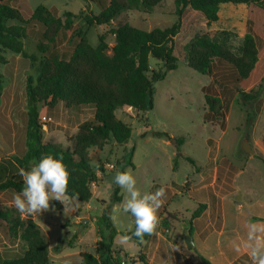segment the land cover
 <instances>
[{"label":"trees","instance_id":"16d2710c","mask_svg":"<svg viewBox=\"0 0 264 264\" xmlns=\"http://www.w3.org/2000/svg\"><path fill=\"white\" fill-rule=\"evenodd\" d=\"M19 1L0 0V98L4 95L2 68L10 62L7 55H19L30 61L32 71L26 76L27 103L23 118L25 153L21 157L12 156L5 162L0 161V191L20 192L23 181L18 174L19 168L28 170L33 161L52 155L63 159L70 173L68 194H78L79 204L90 202L93 186L102 184L107 175L104 162L100 157L94 159L92 150H100L109 143L123 147L131 138V126L118 119L116 112L122 108L138 112L152 110L155 84L178 68L175 38L181 31L186 13H197L210 24L219 20L220 8L228 4L246 5L252 14L264 12V0H175L178 21L172 27L146 31L125 23L111 29L115 36L112 47L105 41V35L99 37V44L94 47L86 32L75 27L76 18L83 19L88 26L111 27L113 21L127 12L150 13L165 0H91L99 7V13L78 16L71 12L59 15L57 8L44 5L32 10L25 2L22 8ZM31 35L37 41V51L29 54L26 41ZM179 56L193 71L216 76L224 86H231L237 94L235 104L246 113L247 127L254 126L261 112L259 101L264 97V82L257 88L250 87L254 84L253 77L260 61L257 38L250 27L238 52L208 37L198 36L187 49H180ZM151 59L158 63L159 69L151 68ZM205 100L214 118L223 116L226 109L219 97L206 94ZM60 105L92 111V117L79 125L71 150L53 141H45L42 111H54ZM0 130L7 135L1 126ZM152 136L172 140L164 132L153 131ZM177 143L178 146L182 144L181 141ZM132 148L129 157H124L120 165L127 161L134 168ZM256 156L263 159L260 153ZM188 160L195 164L192 159ZM236 169L233 165L232 170ZM120 202V187L116 185L111 202H102V213L96 217L99 240L95 252L67 256L63 258L64 262L121 264L123 257L134 259L123 250L114 248L118 231L111 218V209ZM55 205L62 209L58 202ZM165 208L163 203L157 215L162 218L165 229H169V220L174 219V215H166ZM204 209L205 205L199 204L191 215V225ZM0 231L8 240H19L23 244L19 254L1 260L0 264H51L49 241L33 219H22L12 210H0ZM193 231L192 227L190 235ZM131 234V238L139 243L150 236L145 235L141 241ZM139 259L146 262L142 254Z\"/></svg>","mask_w":264,"mask_h":264},{"label":"rangeland","instance_id":"374dc122","mask_svg":"<svg viewBox=\"0 0 264 264\" xmlns=\"http://www.w3.org/2000/svg\"><path fill=\"white\" fill-rule=\"evenodd\" d=\"M24 2L32 10L40 5L47 8L55 7L59 15L71 12L78 16L89 12L98 14L100 11L91 0H20V7L23 8ZM177 21L175 0H165L150 13L127 12L113 21L111 27L88 26L81 18L75 19V27L86 32L92 46L96 47L99 44V37L105 35V41L109 47H112L115 36L111 33V29L125 23L151 31L156 28L172 27ZM248 27L256 36L260 50V61L253 77L255 81L250 85L257 88L264 82V12L258 11L252 14L249 13L246 5L228 4L220 8L219 20L210 24L197 13L187 12L181 31L175 38V54L179 58L178 68L155 84L153 109L146 112H138L131 108L118 110L117 118L132 128L130 140L123 147L109 143L102 149L91 152L94 159L96 157L102 159L107 172L104 182L93 186L92 199L89 202L92 209H86L87 204H79L78 209L65 215L64 206L52 200L48 211L21 216L12 205L16 193L0 191V210H12L22 219L39 217L38 221L49 241L51 264H68L63 258L80 252H95L99 235L94 218L102 213L101 203H110L112 200L113 189L116 186L115 173L130 169L142 193L150 192L153 180L166 190L163 201L168 204L166 206L168 210L174 212V219L169 220L170 228L165 229L161 223L162 218L158 217V226L149 238L156 245L159 239L157 231H161L163 238L173 246V251L169 250V255L171 260H174L181 256L178 251L189 252L184 243L187 237L184 241L183 238L187 234L184 230H189L190 225L185 223L191 216L190 212L195 211L198 206L195 200L190 198L192 194L190 189L211 182L217 167L221 176L224 164L231 163L245 169L238 184H246L244 181L246 178H255L252 182L260 187L264 200V97L259 101L261 112L254 126L249 128L246 125V113L235 104L237 94L234 89L231 86L229 88L224 86L216 76H205L193 71L179 56L180 49H187L198 36L208 37L238 52ZM36 43L32 35L26 41L29 54L37 51ZM7 57L10 62L2 68L4 95L0 98V126L7 131L6 135L0 130L1 162L12 156L21 157L25 153L23 118L27 103L26 76L32 71L30 61L19 55L8 54ZM151 68L159 69L154 59H151ZM206 94L221 99L226 110L219 119L214 118L209 111L205 100ZM43 117L47 118V123L44 124L45 141H53L64 149L71 150L79 125L92 117V111L89 108L68 109L60 105L54 111L44 109L41 121ZM153 131L164 132L172 140L152 136ZM144 135L146 138H142ZM177 141H181L182 144L178 146ZM243 141L248 143L255 154L247 153L242 149ZM131 148L134 168L129 166L127 161L120 165L124 157H129ZM257 153L262 154L263 159L258 158ZM188 159H192L195 164ZM246 162H249V165H246ZM97 163L95 160V164ZM225 170L223 176H226V181L231 175L227 169ZM98 174L101 176L100 172ZM172 183L175 185L172 186ZM222 187L223 191H226L232 185H222ZM120 195L123 202L126 193L121 188ZM55 202L60 204L61 210L56 207ZM122 202L114 204L111 209V218L118 231L114 248L134 256L145 250V241L139 243L132 238L127 241L122 239L125 235L130 236L135 228L134 218L121 211ZM83 219H87L85 223ZM176 247L178 250H174ZM197 247L198 249L206 247L212 255L223 259L220 254H223L222 251L225 249L223 247V250H219L214 238L204 244L200 242ZM22 250L23 244L19 240L10 241L0 231V262L14 257ZM144 257L146 259L145 255ZM135 259L140 260L139 255ZM200 262L204 264L203 260ZM143 263L162 264L158 258L151 263L149 260Z\"/></svg>","mask_w":264,"mask_h":264},{"label":"crops","instance_id":"0c3cea01","mask_svg":"<svg viewBox=\"0 0 264 264\" xmlns=\"http://www.w3.org/2000/svg\"><path fill=\"white\" fill-rule=\"evenodd\" d=\"M233 165L234 164L231 163L224 164L222 167L224 170L221 172L222 176L217 167L215 176L211 182L202 186H193L194 188L190 189L192 193L190 198H193L198 206L199 204L205 205V209L200 217L192 220V225L190 224L191 216L188 222L185 223L190 225V229L192 227L194 229L191 235L194 243V246L191 248L192 250L186 247L189 252L182 253L178 251L181 256L171 260L169 250L173 251V246L168 240L163 238L164 235L161 234V231H157L159 239L156 245L153 244L150 240L151 238H149L144 243V251H140L137 255L129 256L135 258L142 254L146 256L147 262L149 260L151 263L158 258L162 264H201L200 260H203L204 264H252L249 255L250 249L244 246L247 242V225L249 222H258L264 225V200L261 195V190L259 189L260 187L255 186L252 182L255 178H246L244 179L246 184H238V180L244 175L246 170L237 166V172H235L232 170ZM246 165H249V162H246ZM225 169H227L231 175L226 178V181V176H223L226 171ZM155 181L156 180H153L150 192H155L161 187L159 184H156ZM228 184L232 185V187L223 191L222 185ZM174 185L175 184L172 183V186ZM175 196L177 195L175 194ZM163 203L166 206L168 205L164 201ZM86 209H92L89 203ZM193 212L194 211L190 212L191 215ZM173 213L174 212H170L167 207L165 208L166 215ZM38 218L39 217L34 216L32 219L41 227ZM219 218H221V223L218 229L217 225ZM95 219L96 218H94V220ZM91 225L93 226L94 223ZM190 229L184 230L187 234L184 236L183 241L190 235ZM166 232H169V230H166ZM260 236L264 238V233H260ZM213 238L217 241L219 250H223V247L225 249L222 251L223 254H220L223 259H220L219 256L212 255L206 247L201 249L197 247L200 242L204 244ZM238 246L240 249L239 251L236 250Z\"/></svg>","mask_w":264,"mask_h":264},{"label":"clouds","instance_id":"9594fccd","mask_svg":"<svg viewBox=\"0 0 264 264\" xmlns=\"http://www.w3.org/2000/svg\"><path fill=\"white\" fill-rule=\"evenodd\" d=\"M18 174L22 177L23 188L13 196L12 205L21 216L48 211L52 200L64 206L65 215L78 209L79 195L68 194L70 173L62 158L44 155L38 162L33 161L30 169L19 168ZM114 183L126 193L121 211L134 218L135 228L131 235L143 241L145 235L155 233L159 223L157 213L166 190L160 187L155 192L142 193L130 169L117 171ZM247 229L244 246L250 249L252 264H264V238L260 236V233H264V225L249 222ZM122 239L127 241L131 237L125 235ZM236 250H240L239 246Z\"/></svg>","mask_w":264,"mask_h":264},{"label":"water","instance_id":"95a60500","mask_svg":"<svg viewBox=\"0 0 264 264\" xmlns=\"http://www.w3.org/2000/svg\"><path fill=\"white\" fill-rule=\"evenodd\" d=\"M242 149L245 151V152H250L251 154H255V151L253 149H251L249 146H248V143L246 141H243L242 142ZM87 219H83V223L86 222ZM185 244H186V247L188 249H191L193 246H194V243H193V240H192V236L191 235H188L187 236V239L185 241Z\"/></svg>","mask_w":264,"mask_h":264},{"label":"built area","instance_id":"2783aa9c","mask_svg":"<svg viewBox=\"0 0 264 264\" xmlns=\"http://www.w3.org/2000/svg\"><path fill=\"white\" fill-rule=\"evenodd\" d=\"M42 122L43 124H46L47 123V118L46 117H43L42 118ZM121 264H144L141 260H138V259H132V258H126V257H123L122 258V261H121Z\"/></svg>","mask_w":264,"mask_h":264}]
</instances>
